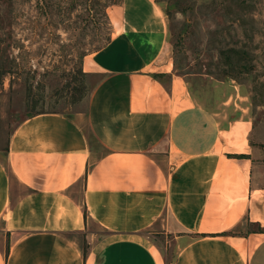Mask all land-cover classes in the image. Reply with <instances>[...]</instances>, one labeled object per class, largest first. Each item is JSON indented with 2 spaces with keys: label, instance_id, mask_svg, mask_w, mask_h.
<instances>
[{
  "label": "crops",
  "instance_id": "0c3cea01",
  "mask_svg": "<svg viewBox=\"0 0 264 264\" xmlns=\"http://www.w3.org/2000/svg\"><path fill=\"white\" fill-rule=\"evenodd\" d=\"M106 13L86 108L28 116L0 149V264H264L251 121L193 97L156 0Z\"/></svg>",
  "mask_w": 264,
  "mask_h": 264
},
{
  "label": "rangeland",
  "instance_id": "374dc122",
  "mask_svg": "<svg viewBox=\"0 0 264 264\" xmlns=\"http://www.w3.org/2000/svg\"><path fill=\"white\" fill-rule=\"evenodd\" d=\"M156 1L175 72L219 119L251 121L252 160L264 172V0ZM113 2L0 0V149L28 116L86 108L99 77L81 61L110 38Z\"/></svg>",
  "mask_w": 264,
  "mask_h": 264
},
{
  "label": "trees",
  "instance_id": "16d2710c",
  "mask_svg": "<svg viewBox=\"0 0 264 264\" xmlns=\"http://www.w3.org/2000/svg\"><path fill=\"white\" fill-rule=\"evenodd\" d=\"M119 2H120V0H119ZM115 3H118V2H113L112 4H115ZM108 40H109V39H108ZM108 40H107V41H108ZM104 45H105V44H104Z\"/></svg>",
  "mask_w": 264,
  "mask_h": 264
}]
</instances>
